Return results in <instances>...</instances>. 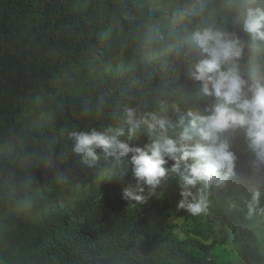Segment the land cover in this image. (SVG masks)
I'll use <instances>...</instances> for the list:
<instances>
[{"label":"trees","instance_id":"trees-1","mask_svg":"<svg viewBox=\"0 0 264 264\" xmlns=\"http://www.w3.org/2000/svg\"><path fill=\"white\" fill-rule=\"evenodd\" d=\"M191 1L0 0V147L19 136L0 152V238L10 236L0 264H264L253 228L264 212V164L222 183L197 181L182 199L191 158L174 170L181 153L177 159L163 155L160 167L170 178L161 198L147 189V177L137 175L135 159L129 167L123 161L122 171L119 161L70 205H45L93 172L88 163L94 152L99 160L112 154L97 142L78 150L81 137L134 132L169 110L174 115L163 129L134 140L152 142L137 156L151 155L157 141L180 147L189 118L177 105L188 89L204 93L193 75L207 55L193 39L197 31L237 39L239 75L264 85V41L244 30L257 0H207L189 12ZM156 21L165 23L162 35L145 40L141 31ZM67 79L70 85L58 90ZM48 95L50 115L23 128L25 115ZM192 135L189 145L204 143ZM220 138L234 164L256 161L246 128H229ZM201 198V211H190ZM32 206L41 209L27 215L23 209ZM218 246L233 256L218 261Z\"/></svg>","mask_w":264,"mask_h":264},{"label":"clouds","instance_id":"clouds-1","mask_svg":"<svg viewBox=\"0 0 264 264\" xmlns=\"http://www.w3.org/2000/svg\"><path fill=\"white\" fill-rule=\"evenodd\" d=\"M206 1L192 0L188 3L187 11L193 10L190 6H200ZM164 26L163 21L154 22L152 26L141 31L143 38L152 40L157 33L162 35L159 31ZM244 30L251 35L253 40L264 41V0H257L256 9L249 8L247 10ZM193 39L201 47L203 53L207 54L206 58L196 65V72L193 74L195 79L203 82L204 93L194 94L188 89L184 92V103L177 105L181 112L189 118V125L184 127L180 135L182 142L180 147H177L176 143L170 139L163 144L157 141L152 147L151 155L141 152L137 156L140 150L152 142L142 145L135 144L134 140L148 135L158 126L163 129L165 120L174 115L169 110H166L164 115L143 124L134 132L115 133L114 136H109L107 139L85 136L81 137L79 141L83 147L78 150H87V146L93 142L104 145V150L111 149L112 154L108 158L116 160L118 167L120 161L121 171L124 169L123 161L129 167L135 159L138 165L137 175L147 177V189L160 198L168 189L170 178L169 174L160 167L165 162L162 158L163 155L177 159L174 154L181 153L177 164L174 165V170L179 167L181 160L187 161L191 158L193 161L192 164L186 165L189 174L184 177L185 190L181 193L182 199L192 195L189 186H195L197 181L211 184L213 181L222 183L228 176L237 178L238 176L233 175V171L241 162L251 161L253 167L255 163L257 165L264 164V85H250L239 75L234 63V60L241 55L237 39L212 29L197 31L194 33ZM147 43L144 42L143 46H146ZM186 62L193 64L190 59ZM220 98L223 99V102ZM180 123H184L183 119ZM236 127L246 128L248 148L254 153L256 161L247 157L234 164L236 157L229 151L228 142L221 140L220 134L229 128L235 129ZM193 132L197 133L199 140L201 139L204 143L189 145L187 142L193 139ZM88 154L92 155L90 150H88ZM100 158L101 155L94 152L88 163L89 168L97 164ZM162 176L167 178L166 189L162 194H157L151 188V184L159 186ZM48 203L45 204L46 207ZM203 203V198H201L199 203L189 204L188 208L193 213H197L201 211ZM181 206H184L183 202ZM13 212L15 213V211Z\"/></svg>","mask_w":264,"mask_h":264},{"label":"rangeland","instance_id":"rangeland-1","mask_svg":"<svg viewBox=\"0 0 264 264\" xmlns=\"http://www.w3.org/2000/svg\"><path fill=\"white\" fill-rule=\"evenodd\" d=\"M70 79H67L62 85L59 86L58 90H61V88L67 87V85H70ZM49 95L45 97H39V102L36 105L35 109L30 111L28 114L24 117V127L27 128L34 124H37L41 122V120L48 117L51 113L50 109V99ZM19 136L16 135L13 137V139L9 142H6L3 146L0 147V152L9 150V148L13 147V145L18 142ZM116 166V160H112L109 158H102L95 164L91 169L92 173L87 175L86 177L82 178L76 185L67 187L63 191L58 192L57 195L54 197V199L47 204V207L52 206H66L70 205L74 198L81 195L82 191L87 188L88 183L95 177L99 178L101 176V173L104 171H109V174L114 170ZM253 163L251 161H244L239 163L233 171L234 176H239L244 171H250L252 170ZM167 185V178L165 176L161 177V182L159 186H156L155 184H151V188L156 191L157 194H162L163 191L166 189ZM193 194V193H192ZM46 207V208H47ZM41 208L38 206H32L24 208L23 211H27V215L29 213H38V211ZM176 210L177 208H173ZM178 220V219H176ZM179 221V220H178ZM254 232L255 235L259 238L260 245L264 248V212L261 213L258 217H256L254 222ZM9 235L2 234L0 238V248L5 246L9 240ZM217 255H215V258L220 262H225L226 259L231 258L233 255L230 252L229 249L225 250L223 247H217L216 249ZM236 264V263H232Z\"/></svg>","mask_w":264,"mask_h":264}]
</instances>
